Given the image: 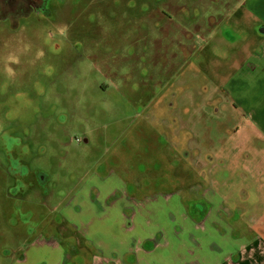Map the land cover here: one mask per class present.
<instances>
[{
	"label": "rangeland",
	"instance_id": "obj_1",
	"mask_svg": "<svg viewBox=\"0 0 264 264\" xmlns=\"http://www.w3.org/2000/svg\"><path fill=\"white\" fill-rule=\"evenodd\" d=\"M43 2L42 14L24 20L19 27L0 24V34L6 31L10 36L16 30L11 39L0 36V84L7 80L11 86L6 95L0 89V147L14 135L29 136L30 143L34 139L32 147L36 155L27 169L48 178L44 189L37 177L31 178L33 185H23L19 181L20 165L0 149V264L17 263L27 244L44 243L42 232L47 238L67 232L72 226L69 220L75 219L69 203L76 200L78 213L87 209L81 204L89 201L87 192L91 186L97 200L104 197L109 200L106 206L98 207V214L104 216L95 230L103 225L109 230L114 219L111 209L121 195L122 201L137 199L143 211L148 204L152 205V196L167 198L164 193L152 195L149 188L152 145L139 152L142 142L133 140L134 136L142 137V128L146 136L145 126L150 132L153 128L165 141L156 145L155 153L172 157L171 151H177L180 157L182 150L184 160L192 158V163L187 162L190 168L199 171L206 163L218 166L214 171L217 184L221 186L223 180L227 181L221 168L223 161L214 162L209 155L226 146L221 138H214V132L226 138L236 133L238 123L231 118L222 120V116L214 118L209 108H195V114L188 109V113L178 118L176 107L190 108L192 102L201 103L203 99L212 107L219 102L213 75L197 59L201 39L219 34L229 25L233 10L245 3L258 9L248 20L264 19V12L259 11L264 8V0H152L149 7L148 0ZM163 22L166 27L160 30ZM251 32V29L244 35L232 32L240 37L234 43L227 41V45L238 49ZM258 37L262 36L258 33ZM258 51L256 48L253 53L259 54ZM4 100H9L11 115L21 110L20 121L5 119ZM169 103L174 104L167 108ZM196 113L200 114V121ZM149 117L152 128L144 120ZM166 118L177 121L185 134L175 132L176 126H165ZM261 142L264 144L263 139ZM252 143L250 139L245 144L252 148ZM170 144L180 148L170 149ZM5 146L9 152L12 142ZM259 149L262 151L264 146ZM157 163L162 169L183 170L178 175L181 179L190 171L180 162L172 165V160L164 157L158 158ZM27 169L24 167L23 172ZM204 177L210 181L207 169ZM130 185L136 189H127ZM225 185L224 189H231L230 183ZM18 191L19 198L14 200ZM250 201L258 199L250 196ZM196 210L197 215L201 213ZM233 212L241 229L250 230L252 226L264 243V200L259 206L236 205ZM85 214L84 217L89 215ZM60 218L59 233H52ZM76 235L82 246L77 253L82 256L75 257L72 264H88L89 258L84 254L89 246L79 233ZM101 236L102 232L93 240L98 241ZM180 239L189 250L198 244L197 238L187 233ZM53 240L61 242L59 236ZM116 240L107 245L115 246ZM102 242L106 243L104 238ZM72 256L67 248L66 257ZM41 259L34 264L56 263L55 258L41 256ZM232 261L264 264V258L251 248L233 254ZM123 263H130L127 256Z\"/></svg>",
	"mask_w": 264,
	"mask_h": 264
},
{
	"label": "crops",
	"instance_id": "obj_2",
	"mask_svg": "<svg viewBox=\"0 0 264 264\" xmlns=\"http://www.w3.org/2000/svg\"><path fill=\"white\" fill-rule=\"evenodd\" d=\"M168 6L172 7L170 3ZM256 11L258 9L247 3L241 5L233 10L229 25L220 30L219 34L202 38L198 45L197 53L200 50L197 56L198 62L205 71L213 75L217 83L216 95L219 102L212 107L208 105L206 99H203L201 103L192 102L190 108L182 105L176 107L178 118L188 113V109L195 114V108L198 110L209 108L214 118L222 116V120L231 118L238 123L235 127L236 133L226 138L214 132V138H221L226 142V146L218 153L209 155L214 162H220V159L223 161L221 168L228 177L227 181L223 180L221 186L217 184L214 171L218 166L210 167L207 163L202 164L203 167L199 169L201 174L195 171V168H190L187 162L190 163L192 158L184 160L185 153L182 150L179 151L180 157L177 151H171L172 157L155 153L158 151L155 149L156 145L161 146L165 141L157 135L149 123L152 135L145 126L146 136L143 135L142 128V137L134 136L133 140L139 144L142 142L139 152L149 144L152 145V184L149 188H152V195L164 193L167 198L162 197L161 200L152 196V205L148 204L147 210L143 211L137 199L128 198L127 201H122L121 195L115 200L116 203L111 209V216L114 219L110 223L109 230L105 225L95 230L98 228L95 227L96 224H100L101 216H104L98 214L100 212L98 207L106 206L109 200L106 197L102 200L97 197L100 199L97 200L96 196L92 195L91 186L90 191L87 192L89 201L81 204L87 209H82L78 213L76 210L79 204L76 200L69 203L68 208L72 209L75 219L69 220L72 226L67 232L59 234L61 242L44 240V243L38 245L30 244L19 264L38 263L42 260L41 256L49 260L55 258V264L58 262L72 264L75 257L82 256L77 253L82 247L77 239V233L89 246L84 254L89 258L88 264H114L112 261L115 264H124L125 256L130 260L128 264H235L232 261L233 254L236 255L237 252L246 251L248 248L255 250L260 258H264L262 255L264 243L252 229L242 230L233 212L236 204L252 203L259 206L264 200V149L262 151L259 149L264 146L261 142V139L264 140V35H262L264 19L248 20L251 13ZM259 11L264 12V8H260ZM165 27V22L159 25L160 30ZM250 29L253 32L238 49L229 48L227 41L234 43L237 42V37H240L232 35V32L244 35ZM258 33L262 37H258ZM256 48L259 49V54L253 53ZM236 89L250 91L237 92ZM174 103H169L167 108ZM213 103L214 100L211 101V104ZM260 107L263 109H259ZM196 115L200 121V114L196 113ZM244 121L247 123V128ZM143 124L144 122L140 123V127ZM163 124L167 127L176 126L175 132L185 134L186 130L182 129L177 121L171 122L166 118ZM255 131L257 134L254 133ZM250 139H253L252 148L245 144ZM168 148L176 150L180 147L170 144ZM160 157L172 160V165L180 162L191 172L188 171L181 179L178 175L183 170L162 169L157 163ZM135 158L136 155L134 160ZM206 169L210 176L209 182L204 177ZM228 183L231 184V189H224L223 187ZM165 184L168 185L167 189L164 188ZM127 189L136 188L130 185ZM250 196L256 197L258 201H250ZM198 203L208 206L205 217L191 213L190 206ZM84 213L89 215L84 217ZM60 224H62L61 220ZM100 232H102L101 239L94 241V236ZM186 233L197 238L195 242L198 244L192 250H189L187 244L184 245L180 239ZM102 238L106 243L102 242ZM116 238L115 246L107 245ZM67 248L73 255L70 259L66 257ZM32 251L36 252L35 255ZM59 256L61 261H58Z\"/></svg>",
	"mask_w": 264,
	"mask_h": 264
},
{
	"label": "flooded vegetation",
	"instance_id": "obj_3",
	"mask_svg": "<svg viewBox=\"0 0 264 264\" xmlns=\"http://www.w3.org/2000/svg\"><path fill=\"white\" fill-rule=\"evenodd\" d=\"M152 4V0H148V4L146 3L147 7H149ZM169 5V3H168ZM170 5L172 6V4L170 3ZM45 8V4L43 2V0H8V2H5L4 0H0V24L4 25L5 27H19L22 22L28 18H31L33 16H39L40 14H42L43 10ZM16 32L13 31L12 34H10V36L6 33L5 34H0V36H3L4 39H11L12 35ZM0 89L1 91L4 93V95H6L7 93H9V91L11 90V86L10 83H7V80H4L2 84H0ZM6 97V96H5ZM20 103V101H18V104ZM4 104L7 106L6 107V112H5V119L8 121L10 119H13L14 121H20L23 116L21 113V110H19L18 112H16L14 115H11L10 113V106H9V100L7 102H5L4 100ZM150 118H145L144 120L150 123ZM29 137V136H27ZM26 136L23 135H14L12 136L10 139H7V141L3 144L4 148H2V152L6 153V154H15L18 155L20 157V154H29V156L31 155H36V150H34V148L32 147V145L34 144V139L33 142L30 143L29 140L27 139ZM12 142V147L11 149H9V152H6L5 149H7V146H5V144H10ZM1 149V147H0ZM16 152V153H14ZM10 160H13L15 162H17L18 165H20L21 170H18V174L20 175L21 179L19 180L20 183H22L23 185H27V186H31L33 185V180L31 178L33 177H37L40 180V184L42 185L41 189L46 188L45 185L48 182V178L46 176H43L42 174H39L37 172H31L29 169H27V166L22 165L18 159H12V157L10 156ZM26 167V172H23V168ZM31 179V180H30ZM29 182V183H28ZM20 191L17 192V194L15 196H13L14 200H18L19 197L18 193ZM56 193V192H55ZM9 196V195H8ZM10 197V196H9ZM11 198V197H10ZM194 205H200L201 206V213H198L197 216L199 217H205L208 213V206L203 204V203H198V204H194ZM236 205H244V204H236ZM55 210H58V207L55 206ZM199 209V208H198ZM204 210V211H203ZM203 211V212H202ZM53 214V212H51ZM192 214H194L191 211ZM249 216V214L247 215ZM61 220V218H60ZM60 220L58 223H55L54 228H53V232L55 233H59V229H58V225L60 224ZM252 227V226H251ZM249 227V229H253ZM253 232L255 233L254 229ZM40 236L45 237L44 240L48 241V242H53V239H56L57 236H59V234H57L55 237H46V233L42 232L40 233ZM32 244V243H31ZM28 247V244L26 246V248ZM25 248V250H26ZM24 250V251H25ZM10 252H12L13 250H8ZM24 251H21V253H19L21 256L24 255ZM7 253V252H5ZM22 257H20L18 259V262L16 263V261H14V263L12 264H19L20 262H22L21 260Z\"/></svg>",
	"mask_w": 264,
	"mask_h": 264
},
{
	"label": "trees",
	"instance_id": "obj_4",
	"mask_svg": "<svg viewBox=\"0 0 264 264\" xmlns=\"http://www.w3.org/2000/svg\"><path fill=\"white\" fill-rule=\"evenodd\" d=\"M1 148H4V146H2ZM14 153H16V152H14ZM3 154H5L4 152H3ZM9 156V158H10V156L12 157V159H18L19 160V162L22 164V165H24V166H27V165H29V162H31V160L33 159V155L31 156H29V154H20V157L18 156V155H15V154H9L8 155ZM11 159V158H10ZM196 208H199V212H201V206L200 205H194L193 207H192V209H191V211L193 212V213H195L197 210H196ZM204 211V210H203ZM202 211V212H203Z\"/></svg>",
	"mask_w": 264,
	"mask_h": 264
},
{
	"label": "clouds",
	"instance_id": "obj_5",
	"mask_svg": "<svg viewBox=\"0 0 264 264\" xmlns=\"http://www.w3.org/2000/svg\"><path fill=\"white\" fill-rule=\"evenodd\" d=\"M63 31H64V30L62 29V30H61V33H62V34H63Z\"/></svg>",
	"mask_w": 264,
	"mask_h": 264
},
{
	"label": "water",
	"instance_id": "obj_6",
	"mask_svg": "<svg viewBox=\"0 0 264 264\" xmlns=\"http://www.w3.org/2000/svg\"><path fill=\"white\" fill-rule=\"evenodd\" d=\"M5 2H8V0H4ZM195 214V213H194Z\"/></svg>",
	"mask_w": 264,
	"mask_h": 264
}]
</instances>
